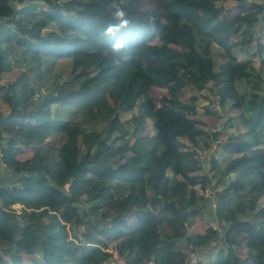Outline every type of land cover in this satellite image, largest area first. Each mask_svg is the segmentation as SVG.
<instances>
[{
  "label": "trees",
  "instance_id": "1",
  "mask_svg": "<svg viewBox=\"0 0 264 264\" xmlns=\"http://www.w3.org/2000/svg\"><path fill=\"white\" fill-rule=\"evenodd\" d=\"M224 2L0 0V72L20 68L0 84V264H112V246L127 264L146 255L179 264L172 242L183 264H264V0H232L221 12ZM117 7L130 23L115 37L127 47L113 54L115 38L102 32L119 23ZM63 61L62 81L54 67ZM191 86H208L214 104L184 102ZM223 112L222 131L193 118ZM226 134L204 170L201 152ZM204 173L222 187H212L211 215L230 238L213 260L204 248L219 232H186L203 216ZM179 182L199 184V195L177 205L162 185L177 193ZM133 235L141 243H123Z\"/></svg>",
  "mask_w": 264,
  "mask_h": 264
},
{
  "label": "rangeland",
  "instance_id": "2",
  "mask_svg": "<svg viewBox=\"0 0 264 264\" xmlns=\"http://www.w3.org/2000/svg\"><path fill=\"white\" fill-rule=\"evenodd\" d=\"M219 1H223V0H219ZM233 4L234 3L232 2V0H225V2L222 4V6H220L221 7V12L227 11L226 9H229V7L231 5H233ZM249 51L252 52L253 49L252 50L250 49ZM69 65H70V61L59 62V63H57L55 65L54 72L59 76V80H62L63 81V80H65L67 78V76L69 74V71H70V69H68L69 68ZM19 69L20 68H17V67L14 66V64H12V67H11V69L9 71L0 72V84H3V83H7V84L12 83L16 79V76H17L18 72H20ZM35 70H37V72H40L41 69H39V68L36 67ZM182 76H183V79L188 84H192L193 79L195 78L192 72H186V73L184 72L182 74ZM39 83L38 82H35L32 85L33 86H36L37 84L39 85ZM205 85L206 84H204V86ZM239 86L240 85H238V87ZM207 88H208V86H206L205 89H203L201 91H198L197 89H195L192 86L191 87H186V89H187L186 90V97H184L182 100L184 102H186V103L187 102L189 103L190 102L189 101V97H191V96L197 97V101H196V103H195L194 106H195L196 109H198L199 111H201L202 108L205 105L208 104V105L211 106V105L214 104V101H210V103H209L208 98L205 97L207 95H210V93L208 92V89ZM43 89L44 88L41 89V91H42L41 94H46V91H43ZM152 99L156 101L155 97H152ZM215 106L217 108V104ZM0 111L8 112V106L1 99V94H0ZM234 111H236V110H234ZM225 113L226 112H223V117H205L202 114L199 117L194 116L193 118H196L200 122V127L203 128L204 130H207V131H222L223 127L226 124L227 118H228ZM230 113H232V112L230 111ZM129 118H130L129 115H122L121 120L122 121H128ZM146 123H147V126H148V121ZM233 124H234L235 128L232 129L231 131L232 132H234V131L238 132L239 129H237L236 126L240 125V122L239 121H236ZM227 136H228L227 134L226 135H220V136H218L217 140H215L214 143H212V149L213 150L209 151L210 149H208V150H204L203 152H201V155L199 156V161L200 162L202 161L201 166H202V168L204 170H207L208 169V167L206 165V162L208 160L209 155L212 156V154L214 153L213 151H216V145L218 143H220V142L225 141V139L228 138ZM19 157H20L21 160H24V158L27 157V154L26 155L22 154ZM222 168H223V166H222ZM204 174H207L208 177H209V179H210V174L209 173H204ZM210 181H211V185H208L206 187V189L204 190V192H203V196H202L203 199L202 200H204V201H201V206H203V209L201 211L204 213L205 216L208 217V220L209 221L204 220V219H201L199 217V215L196 214L193 217V222H192L191 228L188 227L186 229V232L188 231L189 233H191V235L192 234H205L206 233L205 228L207 226H211V227H213L214 229H216L219 232L216 235V236H218L217 237L218 239L216 241V246H218V247H222L223 246V249L226 250V248L230 245V239H228V240L227 239L226 240L224 239V236L222 235V232H220L221 229L218 230L220 227L218 226V224L215 222V220L211 216V212H214V204H213V201H214V198H215V196H214V194L212 192L214 191V189L217 190V189H220L222 187L221 186H218V185L215 186V180L214 179H210ZM162 186H163V193L169 194V198L171 200L175 201V203L177 205L180 203L183 194L188 193V192H193V193L197 192L196 194H198L199 193V187H200L199 184L190 183V184H187V186H186L185 184H183V182H179V190H178V192L177 193H172V192L170 193V192H168L166 185H162ZM203 203H204V205H203ZM204 207L206 208V210H205ZM15 208L16 209H19V205L16 204L15 205ZM205 221L208 222V225L205 223ZM171 223L172 222L169 221V219H166V225L167 226L169 224H171ZM183 224L184 223L182 222L181 223V226ZM182 230H184V226H182ZM76 232H78V231H76ZM73 233H74V231H72L70 229V226H68L66 224V238L64 240L65 241L71 240L72 237H73ZM87 240L88 241H91L90 236H88ZM245 240H246V238H245ZM134 241H136L137 243H141V241H142L141 236L140 235L126 236V239H125V241L123 243L124 244L127 243V242L131 243V242H134ZM113 243H116V242H113ZM172 244H173L172 249H173L174 252L181 251L179 249V247H177L176 242H172ZM113 248H114V246L108 248V251L109 252H112L113 255H114L113 261L111 263L112 264H127L125 262L124 258L122 256L118 255L117 252L115 251V249H113ZM210 248H211V246H209L208 248H204V249L210 250ZM216 250L218 251L219 249H216ZM235 253L237 255H239V257L244 258L246 256V247H244V246H240V247L235 246ZM215 255H216V253L214 254V252L211 251V254L209 256L203 257V259L213 260L215 258ZM146 256H147L146 258L148 259L147 260L148 261L147 264H157L156 259L152 255L151 256L150 255H146ZM220 258H222V255H221Z\"/></svg>",
  "mask_w": 264,
  "mask_h": 264
},
{
  "label": "clouds",
  "instance_id": "3",
  "mask_svg": "<svg viewBox=\"0 0 264 264\" xmlns=\"http://www.w3.org/2000/svg\"><path fill=\"white\" fill-rule=\"evenodd\" d=\"M112 17L115 20H117L119 23L118 24H108L107 26L103 28L102 34L106 37L115 38L117 37L118 33H120L122 30L126 29L129 26L130 21L127 19L126 11L119 7H117V9L112 13ZM126 47H127V41L124 36L115 38L114 40H112V42L109 45V49L113 54H119ZM220 229L221 228H219L218 230ZM216 241L211 242L213 243V245L210 243L209 246L213 247L216 244Z\"/></svg>",
  "mask_w": 264,
  "mask_h": 264
},
{
  "label": "crops",
  "instance_id": "4",
  "mask_svg": "<svg viewBox=\"0 0 264 264\" xmlns=\"http://www.w3.org/2000/svg\"><path fill=\"white\" fill-rule=\"evenodd\" d=\"M0 178H1V176H0ZM203 214V216H199L201 219H205V220H207V221H209L208 219H207V216H205L204 215V213H202ZM212 216V215H211ZM213 217V216H212ZM206 222V221H205ZM173 223H171V224H169V225H172ZM182 226H184V224L182 225ZM190 228H191V226H190ZM188 232V231H187ZM232 235H234V233L232 232L231 233ZM228 239H230L229 237H228ZM227 239V240H228ZM218 243V242H217ZM218 246H216V244L213 246V247H211L210 248V250H206L205 251V256H209L210 254H211V251H213L214 252V254L216 253L217 254V250L216 249H220V247H218ZM216 248V249H215ZM174 254H175V261L177 262V263H179V264H183L184 263V255H182L181 253H182V251H178V252H173ZM198 256H193V259L191 260V262H194L195 261V259L197 258Z\"/></svg>",
  "mask_w": 264,
  "mask_h": 264
},
{
  "label": "water",
  "instance_id": "5",
  "mask_svg": "<svg viewBox=\"0 0 264 264\" xmlns=\"http://www.w3.org/2000/svg\"><path fill=\"white\" fill-rule=\"evenodd\" d=\"M213 245V243H211ZM199 251H203V249H199Z\"/></svg>",
  "mask_w": 264,
  "mask_h": 264
}]
</instances>
